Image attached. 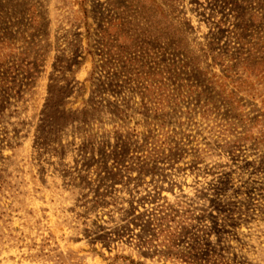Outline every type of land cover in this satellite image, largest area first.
Masks as SVG:
<instances>
[{"label":"rangeland","instance_id":"obj_1","mask_svg":"<svg viewBox=\"0 0 264 264\" xmlns=\"http://www.w3.org/2000/svg\"><path fill=\"white\" fill-rule=\"evenodd\" d=\"M262 59L264 0H0V264H193L155 202L264 264Z\"/></svg>","mask_w":264,"mask_h":264},{"label":"trees","instance_id":"obj_2","mask_svg":"<svg viewBox=\"0 0 264 264\" xmlns=\"http://www.w3.org/2000/svg\"><path fill=\"white\" fill-rule=\"evenodd\" d=\"M264 61V59H262ZM147 90L148 88L145 87ZM54 101V99H52ZM49 111V108H48ZM64 113V112H63ZM50 114L52 117H58V122H63L60 112H56L51 109ZM49 115H47V119ZM61 124V123H60ZM154 204V207L150 210H147L145 213L135 215V219L139 222L135 226L140 231V234L135 235V239L142 248H154L155 245L163 246L165 248L174 249L173 254L168 255L170 258L180 259L185 263L192 262L193 264H218V260L213 259V255L204 254L199 249V244L196 241V238L193 235H189L188 238L191 240L189 243V251L179 250V244L182 237L186 236L187 229L185 221L178 224L174 231L168 227V222H175V219H178L180 216H177V211L171 207L168 202L165 204H160L158 202L150 203ZM192 215L190 211L186 212V215ZM191 219V218H190ZM123 236V233L120 234ZM161 237H164L161 239ZM174 256V257H172Z\"/></svg>","mask_w":264,"mask_h":264}]
</instances>
